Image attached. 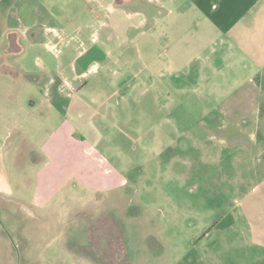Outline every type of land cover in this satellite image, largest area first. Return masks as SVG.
Returning <instances> with one entry per match:
<instances>
[{
  "label": "rangeland",
  "instance_id": "374dc122",
  "mask_svg": "<svg viewBox=\"0 0 264 264\" xmlns=\"http://www.w3.org/2000/svg\"><path fill=\"white\" fill-rule=\"evenodd\" d=\"M60 3V23L46 24L58 31L69 24L76 37L38 30L30 39L37 45L33 52L22 60L11 57L15 69L23 62L30 71L27 83L10 80L14 104L7 115L0 104V142L6 148L24 146L25 156L34 157L54 125L67 120L98 154L96 170L107 161L125 180L102 192L69 181L38 205L28 167L24 191L0 199V264H264V150L244 160L243 153L226 152L227 158L217 159L210 151L232 143L264 148V97L255 120L222 114L213 125L203 121L218 130L210 138L194 132L212 102L180 94L188 91L182 84H200L196 72L165 83L164 69L181 50V34L209 31L195 23L200 12L187 0ZM104 21L107 29L101 27ZM122 27L125 41L117 34ZM94 30L103 36L93 39ZM81 49L86 54L78 55ZM154 57L157 66L149 64ZM155 67L161 74L157 81ZM74 73L76 90L50 91L62 99L60 110L30 104L39 101L49 77L60 85L72 83ZM223 73L221 94L243 76L227 67ZM206 91L200 89L199 95ZM68 95L89 98L90 107L95 98L102 113L82 109L76 115ZM249 190L256 199L246 206L241 198Z\"/></svg>",
  "mask_w": 264,
  "mask_h": 264
},
{
  "label": "crops",
  "instance_id": "0c3cea01",
  "mask_svg": "<svg viewBox=\"0 0 264 264\" xmlns=\"http://www.w3.org/2000/svg\"><path fill=\"white\" fill-rule=\"evenodd\" d=\"M187 1L190 2L189 6L200 12L195 23L206 25L209 31L181 34V50L180 47L177 48L176 54L171 56L174 64L171 66L167 64L164 69L165 83L178 74L188 79L192 71L196 72L194 78L200 84L192 86L193 88L189 84H182L181 88H187L188 91H180V94L183 98L185 95L194 98L196 102L197 100L212 102L210 109L201 114L197 130L194 132L195 135L202 136L201 133H203L211 138L218 130L215 131L213 127L206 128L205 124H202L203 121H208L209 124L212 121L213 125L216 120L222 118V114L226 119L252 121L259 118L263 112L261 105L264 97V0ZM60 7V0H0V104L3 105L4 114L7 115L8 106L14 104L10 96L12 94L10 80L16 78L15 80L21 85L27 83L26 73L30 71L23 62L15 69L12 66L11 57L16 56L22 60L23 57L33 52L37 45L30 39L35 40L38 30L43 34L52 29L55 31L53 35L68 34L69 39L76 37L74 31L67 30L69 24L64 23L59 28L62 29L61 31L50 26L51 24H46V21L54 20L60 23ZM101 27L107 29L108 22H102ZM122 32L117 34L125 41L123 27ZM100 35L102 34H98L97 30L91 33L93 39H98ZM109 35V32H105L106 41ZM183 41H189V43ZM86 50L81 49L78 55L86 54ZM155 57L150 60V65L157 66ZM226 67L229 71L243 74V76L233 90L221 94L220 88L223 87L225 81L223 71ZM156 68L153 69L155 81L161 77ZM77 76V73H74L72 83L64 80L60 85L49 77L42 89L39 101L32 99L30 104H44L49 108L60 110L64 104L62 99L50 95V91L62 86L76 90ZM209 82H212L210 86L207 85ZM202 88H208V92L199 95ZM190 89L193 90L191 96L189 95ZM209 93L214 94L213 100ZM67 98H69L67 105H74L76 115L82 114V109L90 111V115L102 113L101 106H96L99 102L94 97H92L94 99H92L91 107L87 105L90 103L87 101L89 98L85 99L86 102L74 96L68 95ZM49 122L47 119L46 123ZM184 132H188V128ZM76 133H78L76 124L67 120L55 124L48 138L38 146L36 155L34 157L26 155L27 160L25 156L27 150L24 146L14 145L6 148V142H0V199L12 198L14 190L19 193L24 191L28 167L31 168L34 176V200L37 204L50 199L69 181H77L100 192L112 189L124 182L122 172L107 161L103 162L100 170H96L99 164L95 162V156L98 154L83 135L78 137ZM243 140L242 138L238 141ZM212 149L210 151L217 159L227 158V153L230 152L243 153L242 160L256 150H264L254 143L216 144ZM12 175L15 177L14 183ZM262 185H264V179ZM254 199L256 198L250 190L245 192L241 198L243 202H246V206L247 204L252 205Z\"/></svg>",
  "mask_w": 264,
  "mask_h": 264
}]
</instances>
